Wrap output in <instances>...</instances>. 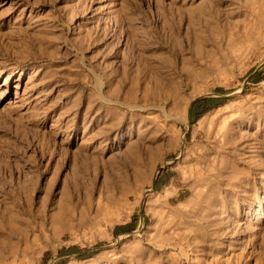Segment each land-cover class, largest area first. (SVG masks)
I'll list each match as a JSON object with an SVG mask.
<instances>
[{
  "label": "rangeland",
  "instance_id": "374dc122",
  "mask_svg": "<svg viewBox=\"0 0 264 264\" xmlns=\"http://www.w3.org/2000/svg\"><path fill=\"white\" fill-rule=\"evenodd\" d=\"M0 264H264V0H0Z\"/></svg>",
  "mask_w": 264,
  "mask_h": 264
},
{
  "label": "crops",
  "instance_id": "0c3cea01",
  "mask_svg": "<svg viewBox=\"0 0 264 264\" xmlns=\"http://www.w3.org/2000/svg\"><path fill=\"white\" fill-rule=\"evenodd\" d=\"M172 182H173V180L170 181V183H172ZM170 199L171 200L175 199L177 201L179 200V204H180L181 201L185 200L184 191L179 189V192H176L175 194H172L170 197H168L167 202H169Z\"/></svg>",
  "mask_w": 264,
  "mask_h": 264
}]
</instances>
